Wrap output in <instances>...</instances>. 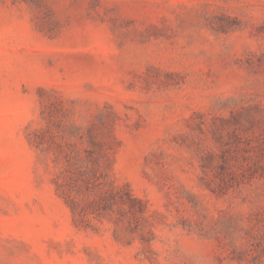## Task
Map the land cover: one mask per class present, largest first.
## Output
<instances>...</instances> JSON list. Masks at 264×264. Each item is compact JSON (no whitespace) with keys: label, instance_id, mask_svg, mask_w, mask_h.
Wrapping results in <instances>:
<instances>
[{"label":"rangeland","instance_id":"1","mask_svg":"<svg viewBox=\"0 0 264 264\" xmlns=\"http://www.w3.org/2000/svg\"><path fill=\"white\" fill-rule=\"evenodd\" d=\"M0 264H264V0H0Z\"/></svg>","mask_w":264,"mask_h":264}]
</instances>
